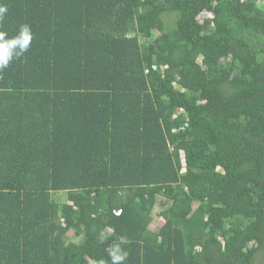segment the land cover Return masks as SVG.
I'll use <instances>...</instances> for the list:
<instances>
[{"label":"trees","instance_id":"16d2710c","mask_svg":"<svg viewBox=\"0 0 264 264\" xmlns=\"http://www.w3.org/2000/svg\"><path fill=\"white\" fill-rule=\"evenodd\" d=\"M263 255L264 0H0V264Z\"/></svg>","mask_w":264,"mask_h":264},{"label":"rangeland","instance_id":"374dc122","mask_svg":"<svg viewBox=\"0 0 264 264\" xmlns=\"http://www.w3.org/2000/svg\"><path fill=\"white\" fill-rule=\"evenodd\" d=\"M205 17H210V14L203 13L201 16L198 17V21L201 23L203 18H205ZM181 157H182V155H181ZM55 197L57 199H59V200H64L66 198V196L62 195L61 193H57L55 195ZM156 213H158L157 209L155 210L154 214H156ZM162 224H163L162 219L156 217L155 221H154V224L151 226V229L154 230L156 227H158V226H160ZM255 264H264V255L262 257H260Z\"/></svg>","mask_w":264,"mask_h":264},{"label":"clouds","instance_id":"9594fccd","mask_svg":"<svg viewBox=\"0 0 264 264\" xmlns=\"http://www.w3.org/2000/svg\"><path fill=\"white\" fill-rule=\"evenodd\" d=\"M211 16V15H210Z\"/></svg>","mask_w":264,"mask_h":264}]
</instances>
